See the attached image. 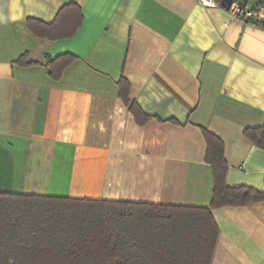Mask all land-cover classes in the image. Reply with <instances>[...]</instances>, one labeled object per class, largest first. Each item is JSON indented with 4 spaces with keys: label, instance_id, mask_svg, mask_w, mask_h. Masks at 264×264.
Wrapping results in <instances>:
<instances>
[{
    "label": "crops",
    "instance_id": "crops-1",
    "mask_svg": "<svg viewBox=\"0 0 264 264\" xmlns=\"http://www.w3.org/2000/svg\"><path fill=\"white\" fill-rule=\"evenodd\" d=\"M68 4L81 12L73 35L28 29ZM63 53L75 58L53 80L44 64ZM263 123L264 27L219 2L0 0V191L207 207L201 129L223 142L228 186L264 190V148L243 133ZM211 212V264H264V199Z\"/></svg>",
    "mask_w": 264,
    "mask_h": 264
},
{
    "label": "trees",
    "instance_id": "trees-1",
    "mask_svg": "<svg viewBox=\"0 0 264 264\" xmlns=\"http://www.w3.org/2000/svg\"><path fill=\"white\" fill-rule=\"evenodd\" d=\"M234 1L246 9L251 0ZM252 1L251 15L241 12L238 18L264 27V0ZM80 23L75 4L63 6L50 23L27 19L35 36L51 40L73 35ZM74 58L70 53L50 58L47 75L59 80ZM15 62L37 64L25 55ZM117 84L135 120L145 123L150 116L129 97L128 80L121 77ZM201 130L213 179L209 206L0 191V264H211L218 237L211 210L263 200L264 190L228 186L223 142ZM243 133L264 148V123Z\"/></svg>",
    "mask_w": 264,
    "mask_h": 264
},
{
    "label": "built area",
    "instance_id": "built-area-1",
    "mask_svg": "<svg viewBox=\"0 0 264 264\" xmlns=\"http://www.w3.org/2000/svg\"><path fill=\"white\" fill-rule=\"evenodd\" d=\"M199 3L205 7H213L218 5L216 0H198ZM234 15L238 16L241 12H244L246 16L251 15V11L247 9H242L241 4L236 1H233L229 9Z\"/></svg>",
    "mask_w": 264,
    "mask_h": 264
},
{
    "label": "water",
    "instance_id": "water-1",
    "mask_svg": "<svg viewBox=\"0 0 264 264\" xmlns=\"http://www.w3.org/2000/svg\"><path fill=\"white\" fill-rule=\"evenodd\" d=\"M234 0H219V5L229 10Z\"/></svg>",
    "mask_w": 264,
    "mask_h": 264
},
{
    "label": "rangeland",
    "instance_id": "rangeland-1",
    "mask_svg": "<svg viewBox=\"0 0 264 264\" xmlns=\"http://www.w3.org/2000/svg\"><path fill=\"white\" fill-rule=\"evenodd\" d=\"M241 1V0H240Z\"/></svg>",
    "mask_w": 264,
    "mask_h": 264
}]
</instances>
